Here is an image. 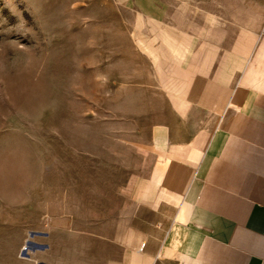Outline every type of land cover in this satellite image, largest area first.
Instances as JSON below:
<instances>
[{"label":"rangeland","instance_id":"rangeland-1","mask_svg":"<svg viewBox=\"0 0 264 264\" xmlns=\"http://www.w3.org/2000/svg\"><path fill=\"white\" fill-rule=\"evenodd\" d=\"M144 2L0 0V264H79L119 216L147 137L148 10L217 61L264 50V0Z\"/></svg>","mask_w":264,"mask_h":264},{"label":"crops","instance_id":"crops-1","mask_svg":"<svg viewBox=\"0 0 264 264\" xmlns=\"http://www.w3.org/2000/svg\"><path fill=\"white\" fill-rule=\"evenodd\" d=\"M168 21L147 11L143 156L79 264H264V50L217 61Z\"/></svg>","mask_w":264,"mask_h":264}]
</instances>
